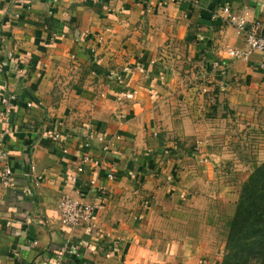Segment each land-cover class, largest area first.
<instances>
[{
    "label": "crops",
    "instance_id": "obj_1",
    "mask_svg": "<svg viewBox=\"0 0 264 264\" xmlns=\"http://www.w3.org/2000/svg\"><path fill=\"white\" fill-rule=\"evenodd\" d=\"M148 1L152 11L137 0H0V81L17 96L0 126L13 169L8 185L0 180V264H201L188 240L159 227L190 193L171 181L180 176L169 150L186 141L204 147L181 159L204 156L223 142L226 101L262 100L264 52L242 60L222 45L243 44L223 7L259 19L264 33V0ZM123 86L135 91L129 102L117 99ZM251 111L238 117L261 142L252 129H264V108ZM99 193V232L61 224L62 196L91 203ZM66 242L79 251L59 257ZM209 255L206 264H219Z\"/></svg>",
    "mask_w": 264,
    "mask_h": 264
},
{
    "label": "rangeland",
    "instance_id": "obj_2",
    "mask_svg": "<svg viewBox=\"0 0 264 264\" xmlns=\"http://www.w3.org/2000/svg\"><path fill=\"white\" fill-rule=\"evenodd\" d=\"M54 1V0H53ZM179 0H164L163 3L177 2ZM137 2L145 5L148 11L153 10V6L148 0H137ZM29 5V3H26ZM234 27V26H233ZM57 40L59 32L54 39ZM57 30V29H56ZM104 30L108 31V28ZM226 30L221 29V35H225ZM225 44L223 43L222 48ZM25 74V67L18 66ZM18 78L20 76L18 75ZM264 81V79L262 80ZM128 87H121V89ZM118 90L119 91L121 90ZM118 100L120 102H129L134 99ZM118 99V97H117ZM258 96L256 101L249 103H239L245 109H238V106H232L227 101L223 106L224 120V139L206 144V152L204 156H193L191 158L181 159L184 154H192L197 149L203 148L204 145L189 144L186 141H179L173 149L172 158L175 159L177 176L171 181L186 185L190 189L185 197L187 203L184 206H177V210L168 224V218L161 216V229L172 230L176 233L180 241L188 240L194 250L203 254L201 264H206L210 258L209 253L214 252L215 256L219 255V264H222L224 253L226 250L227 238L235 239L237 237L236 227L233 217L238 206L239 196L243 185L253 175L255 168L264 164V129L254 127L252 130L262 133L261 142L254 141L257 136L253 132H249L243 125V120L238 116L248 115L253 110L264 108V96L262 100ZM194 165L195 170L186 172L182 165ZM201 176H198L199 171ZM183 171V172H182ZM190 204V206H188ZM170 235V234H165ZM120 243V242H118Z\"/></svg>",
    "mask_w": 264,
    "mask_h": 264
},
{
    "label": "built area",
    "instance_id": "obj_3",
    "mask_svg": "<svg viewBox=\"0 0 264 264\" xmlns=\"http://www.w3.org/2000/svg\"><path fill=\"white\" fill-rule=\"evenodd\" d=\"M175 1V0H172ZM223 12L225 13L226 22L237 28L242 34V45L234 46L231 44H225L223 46L224 52L233 58H238L242 60H247L251 53L255 50L264 52V33L260 32L259 27L261 26V21L259 19H254L246 16L245 14H239L236 9L230 8L228 5L223 7ZM52 30L50 33V38L54 39L58 30ZM18 75L21 79L26 76L21 68L17 70ZM118 100H128L133 97V91L128 88L121 89L117 95ZM17 96L14 92L7 90L0 81V126L8 124L13 117V104L15 103ZM31 105V103H29ZM44 124V123H41ZM52 128L47 131L49 141L51 144H55L60 137L58 131V124L56 122L50 123ZM41 127L40 123L33 124L32 129L37 130ZM85 146H89L88 142H84ZM11 152L6 147L2 134L0 133V158L4 160V164L0 170V180L4 185H8L10 182V177L13 174V169L11 165H8L11 159ZM82 160H89L90 156L87 154L86 149L82 154ZM98 160L96 163H101ZM79 170L82 169L81 166L78 167ZM109 177H115L114 173L109 174ZM102 195L99 193L93 202L88 203L79 200L78 198L65 194L59 200V213L60 221L62 225L65 226H78L79 224H84L89 230H94L99 232L100 229L93 221L94 211L102 207ZM107 242L101 244V247H105L104 255L109 256L111 251L105 246ZM79 251L78 246L74 242L64 243L59 250L57 255L59 257L64 256L67 253H72Z\"/></svg>",
    "mask_w": 264,
    "mask_h": 264
},
{
    "label": "trees",
    "instance_id": "obj_4",
    "mask_svg": "<svg viewBox=\"0 0 264 264\" xmlns=\"http://www.w3.org/2000/svg\"><path fill=\"white\" fill-rule=\"evenodd\" d=\"M222 264H264V164L243 185Z\"/></svg>",
    "mask_w": 264,
    "mask_h": 264
}]
</instances>
